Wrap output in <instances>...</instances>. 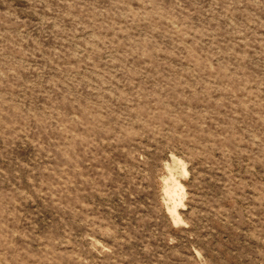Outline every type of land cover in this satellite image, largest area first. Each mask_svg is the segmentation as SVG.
<instances>
[{"label":"rangeland","instance_id":"obj_1","mask_svg":"<svg viewBox=\"0 0 264 264\" xmlns=\"http://www.w3.org/2000/svg\"><path fill=\"white\" fill-rule=\"evenodd\" d=\"M0 264H264V0H0Z\"/></svg>","mask_w":264,"mask_h":264},{"label":"bare ground","instance_id":"obj_2","mask_svg":"<svg viewBox=\"0 0 264 264\" xmlns=\"http://www.w3.org/2000/svg\"><path fill=\"white\" fill-rule=\"evenodd\" d=\"M178 186V185H177ZM179 192V191H178ZM178 192L176 191V194H172V193H169L170 194V196L172 197V199H174V200H176V198L178 197V196H180L179 194H180V192H179V194H178ZM177 213V212H176Z\"/></svg>","mask_w":264,"mask_h":264}]
</instances>
